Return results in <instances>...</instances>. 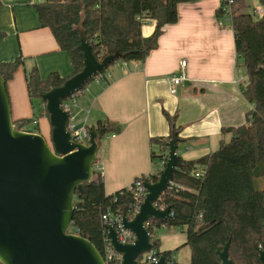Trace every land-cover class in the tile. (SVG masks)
Returning <instances> with one entry per match:
<instances>
[{"label": "trees", "instance_id": "trees-1", "mask_svg": "<svg viewBox=\"0 0 264 264\" xmlns=\"http://www.w3.org/2000/svg\"><path fill=\"white\" fill-rule=\"evenodd\" d=\"M189 1L197 0H31L41 26L48 27L60 50L70 54L74 68L70 77L84 66V55L78 47L79 27L85 29L99 60L118 51L125 61H142L158 46L163 27L178 21L179 3ZM261 3L264 6V0ZM221 15L222 8L217 13L218 17ZM146 20H154L156 26L151 35L144 37L142 26ZM232 27L238 58L247 69L244 95L254 108L248 112L244 125L225 129L232 131L233 136L228 142L222 141L216 151L197 160L179 157L174 180L157 203L160 208H171L167 222L150 220L148 225L154 234L157 228L164 226L184 227L185 245L192 252L189 264H221L216 250L222 249L230 238L229 255L235 264H262L257 248H264V14L259 17L254 13L235 15ZM5 36L0 32V43ZM23 63L22 56L0 62V72L7 84ZM70 77L52 71L43 78L34 65L26 73L31 100L40 99L48 116L41 96L63 85ZM18 121L22 127L32 123L31 119ZM100 127H106L107 134L122 129L109 119L89 126L90 129ZM171 137L152 139L154 161L167 153ZM198 170L199 177L196 176ZM141 179L156 182L158 174L143 175ZM133 187L134 182L107 194L103 173L94 170L93 182L83 194L74 195L72 228L89 239L104 258L108 240L102 216L111 211L132 217L137 207ZM156 240L158 254L172 257L174 251H160L159 240ZM109 264L120 262L114 259Z\"/></svg>", "mask_w": 264, "mask_h": 264}, {"label": "crops", "instance_id": "crops-1", "mask_svg": "<svg viewBox=\"0 0 264 264\" xmlns=\"http://www.w3.org/2000/svg\"><path fill=\"white\" fill-rule=\"evenodd\" d=\"M0 1V32L6 34L0 43V62L24 58L7 84L16 111L13 119L37 117V126L42 123L48 128L42 103L41 117L35 115L26 73L36 65L43 78L52 71L70 77L74 71L70 54L60 50L48 27L41 26L31 0ZM256 2L253 0V13L264 9H258ZM222 5V0L179 3L178 21L163 27L158 46L145 60L129 61L125 68L116 66L110 79L81 98L82 104L92 107V124L109 119L122 126L120 132L106 135V147L101 157L99 151L97 155L107 194L158 171V161L151 156L153 138L167 139L176 128L179 156L197 160L216 151L222 141L231 140L233 132L225 129L247 122V114L254 108L244 95L247 69L237 55L232 22L217 16ZM249 5L236 0L233 16L248 13ZM155 26L154 20H146L142 35H151ZM182 60L187 61V80L173 86L171 76L180 73ZM155 238L160 251H174V264L190 263L192 252L185 245L184 227L157 228Z\"/></svg>", "mask_w": 264, "mask_h": 264}, {"label": "water", "instance_id": "water-1", "mask_svg": "<svg viewBox=\"0 0 264 264\" xmlns=\"http://www.w3.org/2000/svg\"><path fill=\"white\" fill-rule=\"evenodd\" d=\"M78 30V47L84 55L82 70L41 96L51 126L49 139L23 130L22 123L13 119L7 83L0 72V264H107L89 239L70 228L74 195L83 194L93 182L100 141L108 129L89 128L87 144L72 141L69 115L62 102L124 56L116 51L99 60L85 29ZM179 143L174 130L158 180L144 183L146 195L134 217L121 218L124 229L131 231L135 240L123 243L113 224L103 225L111 247L121 256L120 264H174L165 254L150 263H141L138 257L158 245L147 223H165L169 217L171 208H160L157 203L180 164ZM230 244L231 238L216 250L221 264H235L229 255ZM257 250L264 264V248Z\"/></svg>", "mask_w": 264, "mask_h": 264}, {"label": "built area", "instance_id": "built-area-1", "mask_svg": "<svg viewBox=\"0 0 264 264\" xmlns=\"http://www.w3.org/2000/svg\"><path fill=\"white\" fill-rule=\"evenodd\" d=\"M222 10H223V18L227 21L233 20V13L232 8L236 2V0H222ZM264 14V9L261 10H255L254 15L259 17ZM222 23V22H221ZM129 61H125L123 59L116 60L113 62L115 66L120 68H125L127 66ZM187 61L182 60L181 61V70L179 74H173L171 76V83L173 86L181 84L183 81L187 80L186 74L184 72V68L186 67ZM109 67V66H108ZM106 68L104 71L96 73L91 80H89L87 83L84 84V86L74 92L71 96L67 97L62 102L63 109L68 113L69 115V121H68V131L71 134V139L74 142L77 143H83L87 144L89 140V119L92 114V107L86 106L81 103V98L84 97L86 94L90 93L94 86L96 85H102L105 81L111 78L112 71L109 68ZM172 92L175 91L174 87L171 90ZM33 125H38V118L35 117L32 119ZM168 154L166 153L159 161L157 162L158 171L156 172L158 175L163 170L166 160H167ZM201 166H198V169H201ZM95 170L101 171L100 167L98 166L97 162L95 164ZM148 177L149 175H145ZM196 176H200V171L196 172ZM142 177V176H141ZM139 177L134 181V187L133 190L135 192V200L137 202V207L134 212V215L137 213L141 203L143 202V199L146 195V189L144 187V181ZM134 215L131 218L134 217ZM122 216L114 214L113 212L109 211L105 214H103L102 219L104 223H110L113 224L118 232L119 239L123 243H132L135 240V235L128 230L124 229V226L121 221ZM149 225V222L147 223V227ZM152 239L156 240L155 234L152 233ZM108 240V239H107ZM106 257L105 261L107 264H109L112 260L118 259L120 262L119 255H116L113 248L111 247L109 241L108 246L106 248ZM161 254H158L157 250L154 248L150 251L142 253L138 260L141 263H150V262H156L158 261ZM172 258V257H171ZM173 261V258H172ZM171 264V263H170Z\"/></svg>", "mask_w": 264, "mask_h": 264}, {"label": "rangeland", "instance_id": "rangeland-1", "mask_svg": "<svg viewBox=\"0 0 264 264\" xmlns=\"http://www.w3.org/2000/svg\"><path fill=\"white\" fill-rule=\"evenodd\" d=\"M38 1H42V0H38ZM244 2H246L247 4H250L248 7H247V11L246 12H248V13H253V0H243ZM255 6H257L258 7V9L260 8V7H264L263 6V4L261 3V0H257V2L255 3ZM116 66H115V64L114 63H112V64H110L109 65V69L110 70H113L114 68H115ZM41 101H40V99H35L34 101H33V108H34V111H35V115L36 116H38V117H41V110H42V108H41ZM11 107H12V105H11ZM14 114H16V111L14 112V110H13V108H12V116H14ZM33 115V114H32ZM31 115V116H32ZM30 116V117H31ZM92 116V115H91ZM91 116H90V120H89V122H88V124H90V126H92V125H95L94 123L92 124V122H93V118H92V121H91ZM45 117V116H44ZM43 117V118H44ZM93 117V116H92ZM15 120V119H14ZM19 120H21V119H19ZM15 121H18V120H15ZM41 123V122H40ZM41 125V127L39 128L38 126H35V125H33V123H25V125L22 127L23 129H27V130H33V131H36V132H39L40 134H44L45 136H47L48 138H49V136H50V125H49V127L47 128V127H44L43 126V124L41 123L40 124ZM43 126V127H42ZM47 128V129H46ZM106 137V136H105ZM103 138L101 141V147H100V150H99V157H101V152L104 150V148L106 147V138ZM98 159V158H97ZM168 228H170V227H168ZM70 231L71 232H74V230H73V228H72V226H71V228H70Z\"/></svg>", "mask_w": 264, "mask_h": 264}]
</instances>
